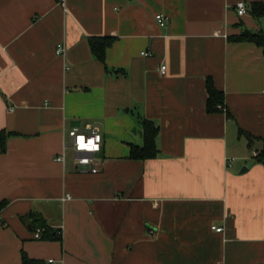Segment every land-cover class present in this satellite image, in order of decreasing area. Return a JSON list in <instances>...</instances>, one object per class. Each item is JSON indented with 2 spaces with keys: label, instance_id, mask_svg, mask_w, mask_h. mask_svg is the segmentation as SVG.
Listing matches in <instances>:
<instances>
[{
  "label": "crops",
  "instance_id": "crops-1",
  "mask_svg": "<svg viewBox=\"0 0 264 264\" xmlns=\"http://www.w3.org/2000/svg\"><path fill=\"white\" fill-rule=\"evenodd\" d=\"M252 1L0 0V264H264V48L234 39L264 32ZM91 36L116 38L106 64ZM209 77L225 110L207 112ZM143 118L160 152L133 160ZM90 126L98 173L69 136Z\"/></svg>",
  "mask_w": 264,
  "mask_h": 264
},
{
  "label": "trees",
  "instance_id": "trees-1",
  "mask_svg": "<svg viewBox=\"0 0 264 264\" xmlns=\"http://www.w3.org/2000/svg\"><path fill=\"white\" fill-rule=\"evenodd\" d=\"M251 13L256 18H262L264 16V1H252L251 2ZM114 36H91L89 38V43L91 50L95 57L101 62L106 64V52L109 47H111L115 41ZM235 40H249L255 42L257 45L264 48V32L253 33L250 31H245L240 36L234 38ZM207 87V112L215 113L217 111L225 110V94L223 91L219 90L213 79L209 77L206 82ZM230 115V114H229ZM142 127L144 130V144L140 146L138 144H131L129 158L133 160H147L155 158L158 156L160 149L157 144V137L159 135L160 127L156 122L149 118H143ZM252 141L254 140V135L249 132H245ZM8 132L5 130L0 131V147L2 150L6 149ZM257 161L264 164V146L262 150L256 156ZM7 204V200L0 201V210H2ZM26 218L31 222L33 230L40 229L41 239L52 240L61 239L62 234L56 229H54L47 222L45 217L37 212L29 213ZM22 264H47L44 260L33 259L29 257L25 252L22 254Z\"/></svg>",
  "mask_w": 264,
  "mask_h": 264
},
{
  "label": "built area",
  "instance_id": "built-area-1",
  "mask_svg": "<svg viewBox=\"0 0 264 264\" xmlns=\"http://www.w3.org/2000/svg\"><path fill=\"white\" fill-rule=\"evenodd\" d=\"M62 4L65 7L64 0H62ZM237 10L240 15L246 14L248 12L247 4L244 1H239L237 3ZM157 19L161 25H164L167 21V18L163 14L157 15ZM57 54L64 55L67 51V46L64 42H60L57 45ZM144 54L149 55L150 53L145 52ZM167 70V66H161L162 74H165ZM69 136L72 140V148L74 150L77 164L78 166L83 167V172L90 173H98L100 172V162L97 158V153L102 149V141L103 134L97 126H90L86 132L79 130L78 128H74L69 132ZM99 137V139H97ZM81 143H83L84 147H81ZM58 161L65 163L66 160V152H63L57 156ZM87 160L88 163H81L83 160ZM71 198L70 195L64 197V199ZM223 228H217V231H222ZM264 230V227H263ZM40 229H37L36 237H40ZM217 264H225V262L220 261Z\"/></svg>",
  "mask_w": 264,
  "mask_h": 264
},
{
  "label": "clouds",
  "instance_id": "clouds-1",
  "mask_svg": "<svg viewBox=\"0 0 264 264\" xmlns=\"http://www.w3.org/2000/svg\"><path fill=\"white\" fill-rule=\"evenodd\" d=\"M97 139H99V137H97ZM81 147H84V145H83V143H81ZM81 163H88V161L85 159V160H83V161H81Z\"/></svg>",
  "mask_w": 264,
  "mask_h": 264
}]
</instances>
